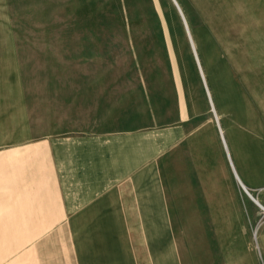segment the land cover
I'll list each match as a JSON object with an SVG mask.
<instances>
[{
    "label": "rangeland",
    "instance_id": "rangeland-1",
    "mask_svg": "<svg viewBox=\"0 0 264 264\" xmlns=\"http://www.w3.org/2000/svg\"><path fill=\"white\" fill-rule=\"evenodd\" d=\"M178 1L235 167L264 206V0ZM205 85L172 0H0V228L22 227L16 215L3 223L4 199L50 163L36 139L66 130L68 107L82 113L95 96L108 110L138 106L142 130H180L156 186L195 192L204 214L188 219L205 229L140 216L132 227L155 230L120 231L115 217L75 216L0 230V264H264V210L233 174Z\"/></svg>",
    "mask_w": 264,
    "mask_h": 264
},
{
    "label": "crops",
    "instance_id": "crops-1",
    "mask_svg": "<svg viewBox=\"0 0 264 264\" xmlns=\"http://www.w3.org/2000/svg\"><path fill=\"white\" fill-rule=\"evenodd\" d=\"M92 98L93 105L76 112L77 116L68 107L66 130L36 139L38 151L48 149L50 163L44 166L43 161H36L35 171H27L19 186L11 189L16 193L4 199L3 207L10 212L8 208L4 211L3 223L7 215H16L19 220L12 222L22 227L12 223L0 230H55L70 217L91 216L111 224L115 217L120 231H152V227H132L138 222L134 217L179 216L185 231L190 221L196 226L192 231L204 232L200 223L188 219L204 214L195 192L187 186L170 190L156 186L161 176L159 159L166 146L180 136V130H142L133 121L138 106H126L125 117L121 109L108 110L100 97ZM45 217H50V228L44 227ZM148 220L150 225L156 222Z\"/></svg>",
    "mask_w": 264,
    "mask_h": 264
},
{
    "label": "bare ground",
    "instance_id": "bare-ground-1",
    "mask_svg": "<svg viewBox=\"0 0 264 264\" xmlns=\"http://www.w3.org/2000/svg\"><path fill=\"white\" fill-rule=\"evenodd\" d=\"M172 3L174 4V6L176 7L178 13L180 14L181 16V19H182V23H183V26H184V29L186 31V35L188 37V40H189V43H190V47H191V50L193 52V55H194V59L195 61L197 62V66H198V70L201 74V76L204 78V82H205V86H206V91H207V97L210 101V105L212 106L211 107V110L214 114V117L215 118V122L217 123L219 129H220V139H221V142H222V145L224 147V150H225V153H226V156L229 160V164L231 166V169L233 171V174L236 178V180L238 181V183L241 185L242 189L244 190V192L247 194V196L257 205V206H260L262 210H264V206L258 201V199H256L255 197H253V195L247 190V188L244 186V183L242 181V178L241 176L239 175V172L238 170L236 169L235 167V164H234V161H233V158H232V155H231V152H230V149H229V146H228V143H227V140H226V137H225V133H224V130L221 126V122H220V117H219V114L217 112V109H216V106H215V103H214V99H213V96L211 94V91L206 83V80H205V73H204V69H203V66H202V63H201V60L199 58V54H198V51H197V48H196V44H195V41H194V38H193V35H192V32H191V28H190V25H189V22H188V19L183 11V8L181 7L180 3L178 0H172ZM218 129V130H219ZM233 166H234V169H233Z\"/></svg>",
    "mask_w": 264,
    "mask_h": 264
},
{
    "label": "water",
    "instance_id": "water-1",
    "mask_svg": "<svg viewBox=\"0 0 264 264\" xmlns=\"http://www.w3.org/2000/svg\"><path fill=\"white\" fill-rule=\"evenodd\" d=\"M216 118V117H215ZM218 129H219V127H218ZM219 131H220V129H219Z\"/></svg>",
    "mask_w": 264,
    "mask_h": 264
}]
</instances>
